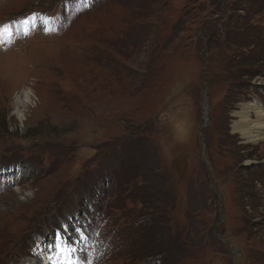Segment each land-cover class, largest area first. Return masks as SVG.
<instances>
[{
	"label": "rangeland",
	"instance_id": "obj_1",
	"mask_svg": "<svg viewBox=\"0 0 264 264\" xmlns=\"http://www.w3.org/2000/svg\"><path fill=\"white\" fill-rule=\"evenodd\" d=\"M241 103L264 0H0V264H264Z\"/></svg>",
	"mask_w": 264,
	"mask_h": 264
},
{
	"label": "bare ground",
	"instance_id": "obj_2",
	"mask_svg": "<svg viewBox=\"0 0 264 264\" xmlns=\"http://www.w3.org/2000/svg\"><path fill=\"white\" fill-rule=\"evenodd\" d=\"M29 100V90H23V96L16 95L15 97L16 108H18V105L23 106L24 103H27ZM233 114H235L238 119L233 120L231 125L232 131L234 133H239L245 142H258L264 139V109L261 106L256 103H241L240 110L234 111ZM251 114H254V119L250 117ZM56 246L59 252L70 250V247L67 246L64 240L59 239ZM66 256L67 255L64 253H58L55 262L57 264H70ZM41 260L46 264L51 261V259L45 255L42 256ZM41 260L38 256L35 258L31 257L28 264H44Z\"/></svg>",
	"mask_w": 264,
	"mask_h": 264
},
{
	"label": "flooded vegetation",
	"instance_id": "obj_3",
	"mask_svg": "<svg viewBox=\"0 0 264 264\" xmlns=\"http://www.w3.org/2000/svg\"><path fill=\"white\" fill-rule=\"evenodd\" d=\"M244 166V165H243ZM263 170V169H262ZM258 219H254V222H257Z\"/></svg>",
	"mask_w": 264,
	"mask_h": 264
}]
</instances>
